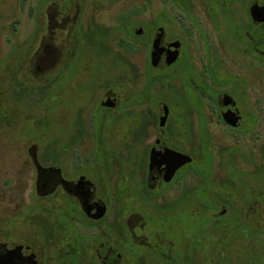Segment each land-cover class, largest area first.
Masks as SVG:
<instances>
[{
	"label": "flooded vegetation",
	"instance_id": "af4514ba",
	"mask_svg": "<svg viewBox=\"0 0 264 264\" xmlns=\"http://www.w3.org/2000/svg\"><path fill=\"white\" fill-rule=\"evenodd\" d=\"M36 1L26 9L29 33L12 35L1 78L0 197L10 199L0 212V264H203L204 227L221 232L232 221V198L209 180L214 170L229 190L240 178L264 190L263 149L246 152L211 129L254 130L256 116L245 111L256 107L237 97L243 76L223 72L207 50L194 0H167L175 15H124L83 32L76 4ZM199 3L217 42L264 63V19L252 13L264 0ZM177 21L194 26L175 31ZM113 28L137 46L138 63L112 54ZM212 145L227 147L212 153ZM13 187L21 193L14 212Z\"/></svg>",
	"mask_w": 264,
	"mask_h": 264
},
{
	"label": "rangeland",
	"instance_id": "374dc122",
	"mask_svg": "<svg viewBox=\"0 0 264 264\" xmlns=\"http://www.w3.org/2000/svg\"><path fill=\"white\" fill-rule=\"evenodd\" d=\"M166 1L167 0H58L56 4L58 8H68V2H71V4L74 3L80 8L78 25L81 28V32H83L91 26L98 27L100 30L115 27L120 21V18L124 15L128 16L130 19L137 18L147 21L151 20L155 15L161 14V10L169 11L171 14L175 15V7ZM199 2H201V0H194L193 14L196 19H199L201 26L205 30L204 32L209 45L207 50L220 58V67L223 72L243 76L244 82L247 84L245 86L246 89L244 94L237 92V97L243 107H256L253 113H247V111H245L248 116H256L257 119V124L251 134L248 132L239 135L232 134L231 132L227 135L225 132H222L218 124L213 122L211 124V129L214 138L222 142L225 141L224 143L237 146L240 149L242 148L246 150V152L250 147H254L256 153L260 149H263L264 153V63L261 64L252 61L244 53L239 54V49H230L226 46V41V43L222 41L217 42L213 36V32L208 27L209 22L205 10L206 6L205 4L204 6L203 4L201 5ZM35 3H37L36 0H0V90H5V81L1 78H4L6 71V66L3 65L6 64L5 54L7 48L14 40L12 35L16 32L17 38L15 40H21L29 33L31 18L26 16V9L34 8L33 6ZM239 7V5L235 6L236 9ZM70 8L71 12L75 9L74 6H70ZM17 20L19 23H16ZM13 24L17 25V29H13ZM176 25L175 31H181L182 29L184 30L194 26L188 21H177ZM107 35L108 36L105 37V42L111 49L112 54L116 56L120 53L130 57L133 62L138 63L141 59V55L138 53L137 46L132 44L127 34L118 32V30L113 28L112 31H108ZM193 44L195 45V43ZM240 50L244 49L241 47ZM201 51L204 52L202 45ZM205 114L212 116L210 115L212 113L208 111L205 112ZM218 146H211L212 153H215ZM243 153L245 154V152ZM242 165L245 169L247 168L245 163H242ZM214 172L216 176H211L209 180L214 182L217 186H219L218 182L220 181L222 185L224 182H230L228 177L223 176L222 171L214 170ZM190 177L191 176H189V178ZM238 179L239 177L237 176L235 180ZM233 180L232 178V181ZM240 180V188L232 187V190H229L228 187L219 186L222 187V195L227 198H232V206H230L231 208L228 209V214L226 215V217L232 216V221H227L228 223L231 222V224L227 226H225V223H222L221 229L224 230H221V232H219L220 229L217 231L211 230L210 228H213L211 225H206V227H204L203 238L205 239L207 251L205 250L203 253V264H260L254 261L251 254H255L258 251V243L264 240V235H256L254 237L253 234L254 231L264 232V190L262 192L254 191V188L248 190L249 183L247 180L243 178H240ZM229 184L231 185V182ZM28 189L29 188H27V191L24 193L25 198H29L30 196V191H28ZM206 194L210 195L211 190H207ZM2 195L3 196L0 197V212L1 207H3L2 205L5 204V199L9 196L7 192H2ZM20 196L21 193L17 188L13 187L11 198L13 200V212L15 211L16 204L19 203L14 200H18ZM169 197L170 194L167 192L165 198ZM9 199L10 196L6 202H8ZM205 212L206 217L214 215V212L207 213V208ZM195 232V229H193L191 240L194 238ZM47 264H54V262L50 260Z\"/></svg>",
	"mask_w": 264,
	"mask_h": 264
},
{
	"label": "trees",
	"instance_id": "16d2710c",
	"mask_svg": "<svg viewBox=\"0 0 264 264\" xmlns=\"http://www.w3.org/2000/svg\"><path fill=\"white\" fill-rule=\"evenodd\" d=\"M261 233L260 231H254L253 234H254V237L256 235H264V232H262L263 234H259ZM256 239V238H255ZM257 253L255 254H251L252 258H264V240H261L259 243H258V246H257ZM262 264H264V261L262 262Z\"/></svg>",
	"mask_w": 264,
	"mask_h": 264
},
{
	"label": "water",
	"instance_id": "95a60500",
	"mask_svg": "<svg viewBox=\"0 0 264 264\" xmlns=\"http://www.w3.org/2000/svg\"><path fill=\"white\" fill-rule=\"evenodd\" d=\"M263 6H260V7H256L254 6L252 8V13L254 15V17L258 20H263L264 19V7L261 8Z\"/></svg>",
	"mask_w": 264,
	"mask_h": 264
}]
</instances>
